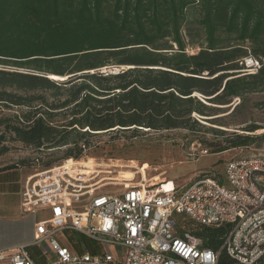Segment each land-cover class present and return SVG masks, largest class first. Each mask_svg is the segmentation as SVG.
<instances>
[{
	"label": "trees",
	"instance_id": "1",
	"mask_svg": "<svg viewBox=\"0 0 264 264\" xmlns=\"http://www.w3.org/2000/svg\"><path fill=\"white\" fill-rule=\"evenodd\" d=\"M195 5L201 9L206 47L187 56L181 23L187 9ZM219 33L250 43L253 54L239 44L218 47ZM166 39L178 50L171 56L166 51L172 46L161 43ZM103 54L120 57L118 65L134 69L102 75L97 70L105 65L93 59ZM89 58L93 62L69 71L62 68L63 63ZM247 58L260 64L254 74L245 72ZM0 65L36 69L47 76L70 75L61 83L0 69L1 104L32 107L33 101L42 98L28 95L30 92L57 89L81 79L59 107L73 103L78 114L85 110L84 115L91 118H73L67 127L111 129V115H115L116 125L122 128L175 129L189 124L191 114L208 117L204 102L228 105L234 98L264 91V0H0ZM158 67L163 70L154 69ZM93 69L95 74L74 75ZM204 73L208 78L202 77ZM132 74L137 75L130 79ZM194 93L200 98L192 96ZM92 103L98 108L86 110ZM9 129L16 140L37 149L70 143L66 129L52 127L42 118L31 116L25 118L23 127ZM250 139L236 135L230 146L250 145ZM4 152L1 148L0 154ZM201 231L205 246L219 250L223 228ZM216 264L239 263L220 251ZM255 264H264V256Z\"/></svg>",
	"mask_w": 264,
	"mask_h": 264
},
{
	"label": "built area",
	"instance_id": "2",
	"mask_svg": "<svg viewBox=\"0 0 264 264\" xmlns=\"http://www.w3.org/2000/svg\"><path fill=\"white\" fill-rule=\"evenodd\" d=\"M245 68L254 74L260 64L247 58ZM111 69L97 72L113 75ZM78 161L66 159L37 170L20 193L28 212L49 211L35 225L33 239L44 264H216L220 251L239 264H255L264 256V156L229 160L224 180L211 174L179 189L141 183L113 194L98 193L100 173L82 171ZM175 215L200 230L223 228L219 250L178 229ZM64 230L86 237L104 252L90 254L82 246L78 253L61 245L55 234ZM25 248L19 244L0 251V264H35Z\"/></svg>",
	"mask_w": 264,
	"mask_h": 264
},
{
	"label": "rangeland",
	"instance_id": "3",
	"mask_svg": "<svg viewBox=\"0 0 264 264\" xmlns=\"http://www.w3.org/2000/svg\"><path fill=\"white\" fill-rule=\"evenodd\" d=\"M200 20L201 9L199 5L189 7L184 13L180 34L187 56L194 55L206 47L205 34ZM169 40L166 39L161 43L172 46V50L166 51L168 56H171L178 50ZM218 42V47L239 44L247 50V53L253 54L252 45L248 42L237 41L234 35L228 36L219 33ZM119 58L103 54L93 60L99 63L103 62L104 67H122L123 70L120 73L134 69L133 66L118 65ZM84 62L91 63L93 61L90 58L88 60L79 59L72 64L63 63L62 68L69 71ZM238 66L240 67L241 64L238 63ZM128 67L129 69H127ZM0 69L18 70L23 73L46 76L52 81L61 83L66 81L60 80L56 75L47 76L44 71L40 72L36 69L16 68L11 65H0ZM154 69L163 70L160 67ZM89 71L74 75L78 78L81 74L96 73V69ZM136 75L132 74L130 79ZM156 75L158 74H153V76ZM69 76L67 75V80H69ZM202 77L208 78L206 73L202 74ZM81 82L82 80L79 79L71 85H62L57 89L30 92L28 95H33L34 98H42L33 101L32 107L10 106L0 103V150L1 148L6 149V152L0 155L18 158L34 164V161L38 160L39 169L60 165L67 158L76 156L77 160L90 162L93 169L100 171V179L110 180L102 182V185H105L98 191V193L107 194L121 192L124 185L141 183L146 185L159 184L165 188V191L172 188L179 189L198 178L211 174L219 175V178L224 180L222 171L225 163L229 160L264 156V91L247 93L241 98H234L228 105H212L204 102L207 106L205 114L208 117L199 116L196 113L191 114L189 124L175 129H147L136 126L122 128L116 125L117 117L111 115L113 128L91 131L79 125L72 128L67 127L73 118V120H80L85 110L82 114H78L79 108H76L73 103L63 108L59 107L62 102L69 98L72 88ZM18 94L24 95L20 92ZM196 97L200 98L198 95ZM51 106H58L59 109L52 111ZM92 106L95 105L92 103L91 107L86 110H91ZM95 108L98 107L95 106ZM31 116L33 119L42 118L46 124L59 130L66 129V132L69 133L70 143L51 149L46 147L37 149L16 140L15 134L9 128L13 126L23 127L25 118ZM84 116H88V119L91 118L87 114ZM192 121H196L197 124H193ZM253 127L257 130L252 129ZM236 135L251 138L250 145L231 148L230 143L233 142ZM223 149L226 150L217 152ZM68 155L69 157H67ZM95 163L98 166L94 167ZM44 216L45 214H43ZM174 219L178 229L184 233H190L194 237H201L200 228L192 224L191 221L188 223L183 215H175ZM57 240L68 242L78 253L84 251L82 246H85L88 251L104 252V249L98 248V246L94 250V246H96L94 242L70 230H64L58 234ZM116 252L121 254V248L117 247Z\"/></svg>",
	"mask_w": 264,
	"mask_h": 264
},
{
	"label": "crops",
	"instance_id": "4",
	"mask_svg": "<svg viewBox=\"0 0 264 264\" xmlns=\"http://www.w3.org/2000/svg\"><path fill=\"white\" fill-rule=\"evenodd\" d=\"M85 163L92 166L90 162ZM39 168L34 163L0 155V251L15 245L25 244L30 259L35 264H44L45 258L42 255L41 248L33 243V239L35 225L46 220L49 217V211L28 212L22 207L20 196L26 179ZM43 214H45L44 217ZM61 232L55 234L56 238ZM59 242L61 245L76 251L68 242ZM41 245H45V242ZM97 246V244L94 246V250ZM86 250L88 251L87 248ZM88 252L90 254L98 253L96 251Z\"/></svg>",
	"mask_w": 264,
	"mask_h": 264
},
{
	"label": "bare ground",
	"instance_id": "5",
	"mask_svg": "<svg viewBox=\"0 0 264 264\" xmlns=\"http://www.w3.org/2000/svg\"><path fill=\"white\" fill-rule=\"evenodd\" d=\"M127 69H129V67L127 68ZM113 70V75H116V74H118L121 70H123V68L122 67H113V69H111V71ZM89 73H91L90 71H89ZM70 77V76H69ZM57 78H59L60 80H67V76H57ZM196 95H198L197 93H194V96H196ZM208 104V103H207ZM92 159V158H91ZM93 160V159H92ZM94 161V160H93ZM86 161H84V160H80V161H78V165H80V166H82L84 169H82V171H86V172H88V170H90V171H95V173H101L100 171H97L96 169H93V167L89 164V163H85ZM71 164H73V161L71 162H68V164L67 165H71ZM96 166H98L96 163H95V166L94 167H96ZM88 169V170H87ZM105 173V172H104ZM104 181H110V180H106V179H102L101 181H99L97 184H102V182H104ZM96 184V185H97ZM105 185V184H104ZM104 185H102V186H104ZM109 185H111V184H109ZM113 185V184H112ZM162 189L163 190H165V188H163L162 187ZM167 191H169V190H167Z\"/></svg>",
	"mask_w": 264,
	"mask_h": 264
}]
</instances>
